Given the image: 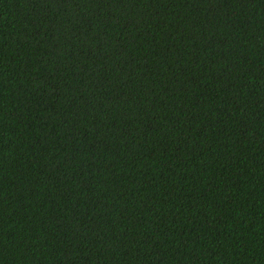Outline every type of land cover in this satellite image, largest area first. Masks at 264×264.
<instances>
[{
    "label": "trees",
    "instance_id": "1",
    "mask_svg": "<svg viewBox=\"0 0 264 264\" xmlns=\"http://www.w3.org/2000/svg\"><path fill=\"white\" fill-rule=\"evenodd\" d=\"M0 264H264V0H0Z\"/></svg>",
    "mask_w": 264,
    "mask_h": 264
}]
</instances>
